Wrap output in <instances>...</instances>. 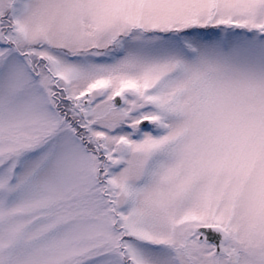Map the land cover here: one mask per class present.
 <instances>
[{
    "label": "snow or ice",
    "instance_id": "1",
    "mask_svg": "<svg viewBox=\"0 0 264 264\" xmlns=\"http://www.w3.org/2000/svg\"><path fill=\"white\" fill-rule=\"evenodd\" d=\"M0 264H264V0H0Z\"/></svg>",
    "mask_w": 264,
    "mask_h": 264
}]
</instances>
